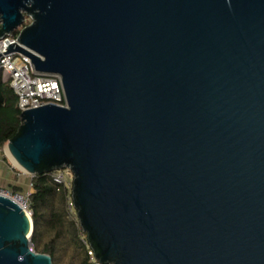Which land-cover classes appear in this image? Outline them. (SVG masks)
Instances as JSON below:
<instances>
[{
    "label": "water",
    "instance_id": "95a60500",
    "mask_svg": "<svg viewBox=\"0 0 264 264\" xmlns=\"http://www.w3.org/2000/svg\"><path fill=\"white\" fill-rule=\"evenodd\" d=\"M4 49L60 77L5 150L69 169L91 264H264V0H0ZM0 196V264H52Z\"/></svg>",
    "mask_w": 264,
    "mask_h": 264
},
{
    "label": "trees",
    "instance_id": "16d2710c",
    "mask_svg": "<svg viewBox=\"0 0 264 264\" xmlns=\"http://www.w3.org/2000/svg\"><path fill=\"white\" fill-rule=\"evenodd\" d=\"M19 126L18 98L9 82L0 77V149L15 135ZM2 160L6 163L4 157ZM29 181L33 224L30 245L33 251L49 255L52 264H91L88 254L91 249L85 233L76 215L68 210L70 191L54 182L51 173L36 175ZM5 188L14 193L25 192L15 186Z\"/></svg>",
    "mask_w": 264,
    "mask_h": 264
},
{
    "label": "built area",
    "instance_id": "2783aa9c",
    "mask_svg": "<svg viewBox=\"0 0 264 264\" xmlns=\"http://www.w3.org/2000/svg\"><path fill=\"white\" fill-rule=\"evenodd\" d=\"M19 26L13 33L5 35L0 39V53L11 43L18 39V33L25 25ZM0 77L2 81H8L14 94L18 98V108L20 112L38 107L43 104L52 103L58 106H65V97L62 90L60 77L56 74H43L34 71L29 57L11 51L0 55ZM4 152L5 148H4ZM54 182L62 184L70 191L68 210H74L71 199V188L73 175L69 169H62L51 172ZM31 193V183L24 193H14L8 188L0 187V196L15 199L22 204V210L31 218L29 195ZM15 202V201H14ZM86 243V241H85ZM88 244V243H87ZM30 250H33L30 245ZM91 263L95 262L92 251H89Z\"/></svg>",
    "mask_w": 264,
    "mask_h": 264
},
{
    "label": "crops",
    "instance_id": "0c3cea01",
    "mask_svg": "<svg viewBox=\"0 0 264 264\" xmlns=\"http://www.w3.org/2000/svg\"><path fill=\"white\" fill-rule=\"evenodd\" d=\"M0 172L3 174L4 184L7 186L20 187L27 191L29 179L26 175L18 171H11L0 158Z\"/></svg>",
    "mask_w": 264,
    "mask_h": 264
},
{
    "label": "rangeland",
    "instance_id": "374dc122",
    "mask_svg": "<svg viewBox=\"0 0 264 264\" xmlns=\"http://www.w3.org/2000/svg\"><path fill=\"white\" fill-rule=\"evenodd\" d=\"M29 18L28 17H25V23L26 24H29ZM4 148L5 146L0 149V158L2 159L3 157L6 159V163L5 165L8 166V168L11 170V171H18L19 173H22L24 175H26L25 173H23L22 171H20L16 166L15 164L11 161V159L9 158V156L7 155L6 152H4ZM27 176V175H26ZM28 177V176H27ZM29 178V177H28ZM0 187H8L7 185L4 184V179H3V174L0 172ZM71 213L73 215H76V211L75 210H72ZM77 217V216H76ZM86 236V235H85ZM64 260H66V257L64 258ZM63 260V261H64Z\"/></svg>",
    "mask_w": 264,
    "mask_h": 264
},
{
    "label": "bare ground",
    "instance_id": "6f19581e",
    "mask_svg": "<svg viewBox=\"0 0 264 264\" xmlns=\"http://www.w3.org/2000/svg\"><path fill=\"white\" fill-rule=\"evenodd\" d=\"M5 151H6V150H5ZM6 153H7V155L9 156V158L11 159V161L15 164V166H17L16 163L12 160L11 156L8 154L7 151H6ZM14 201H15L16 204H18V206L22 207V204H21L19 201H17L16 199H15ZM21 209H22V208H21Z\"/></svg>",
    "mask_w": 264,
    "mask_h": 264
}]
</instances>
